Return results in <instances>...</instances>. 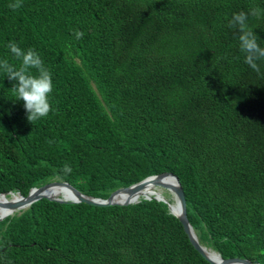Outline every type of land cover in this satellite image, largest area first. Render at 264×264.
<instances>
[{"label":"trees","instance_id":"obj_1","mask_svg":"<svg viewBox=\"0 0 264 264\" xmlns=\"http://www.w3.org/2000/svg\"><path fill=\"white\" fill-rule=\"evenodd\" d=\"M11 2L0 0V60L19 65L11 41L34 48L55 111L29 123L0 71V194L61 181L107 199L173 173L200 243L264 264V61L254 72L228 27L264 0ZM248 22L264 46V15ZM0 264L211 263L167 204L141 198L40 200L0 222Z\"/></svg>","mask_w":264,"mask_h":264},{"label":"clouds","instance_id":"obj_2","mask_svg":"<svg viewBox=\"0 0 264 264\" xmlns=\"http://www.w3.org/2000/svg\"><path fill=\"white\" fill-rule=\"evenodd\" d=\"M22 6V0H13L8 4L13 11L19 10ZM261 15H264V10L253 7L248 12L233 14L228 22V27L238 33L239 49L244 54V62L257 74H261V65L258 62L264 61V46L258 42L260 38L248 21L249 16L259 18ZM74 35L79 40L83 38L84 33L75 31ZM7 48L13 58L20 63L17 66L8 59L0 60V71H3L7 79L13 82L10 91L18 101H23L27 120L33 125L55 111L50 100L54 91L52 72L45 67L41 55L34 48L25 51L16 41L9 42ZM33 69L36 70L35 74L31 71ZM61 171L70 173V165L65 164Z\"/></svg>","mask_w":264,"mask_h":264},{"label":"water","instance_id":"obj_3","mask_svg":"<svg viewBox=\"0 0 264 264\" xmlns=\"http://www.w3.org/2000/svg\"><path fill=\"white\" fill-rule=\"evenodd\" d=\"M167 178H173L175 180V183L174 184L167 183L166 182ZM150 186L153 187L152 189L154 190L153 191L154 195L153 196L143 195L142 198H144L145 200L155 199L157 201L167 204L171 214L177 217L182 223V225L184 226L185 232L188 234L190 241L195 247V249L211 264H258V262H252L247 259H239V258L224 259L219 253L208 249L207 247L203 246L200 243L199 238L188 218L187 201H186L184 189L181 185L179 178L173 173H164V174H160L157 176L148 177L145 180L141 181L140 183H137L130 187L122 188V189H119L113 192L107 199L93 198V197L86 196L83 193H81L79 190H77L75 187H73L71 184L67 182H61V181L51 182L40 188H33L29 192L28 196H23L20 193L0 194V196H8V195H11V197H13V195L20 196L19 203L11 202L7 205L9 206L10 211L4 216H0V222L4 221L9 216H13L15 213L28 209L29 207H31V205L43 199H48L50 201H55V202L62 203V204L85 203V204L98 206V207H109V206H118V205L127 206L131 204H136V203H139L140 200L135 201V202H129V201L120 202L117 200V197L123 194L124 192L133 191L138 188H147ZM51 188L66 189L70 194V198L65 195L47 196L43 194L45 191H48ZM160 188L168 191L173 196L174 201L177 204V211L173 209V205L164 195L155 191V189H160ZM211 251L214 254H217V257H218L217 259L213 258L210 255Z\"/></svg>","mask_w":264,"mask_h":264},{"label":"bare ground","instance_id":"obj_4","mask_svg":"<svg viewBox=\"0 0 264 264\" xmlns=\"http://www.w3.org/2000/svg\"><path fill=\"white\" fill-rule=\"evenodd\" d=\"M166 182L170 183V184H174L175 180L173 178H167ZM152 188L153 187L150 186L147 188H138V189L133 190V191L124 192L123 194H121L120 196L117 197V200L120 202H125V201L135 202V201L140 200L143 195L153 196L154 190ZM155 191L164 195V193H163L164 190L162 188L155 189ZM43 194L47 195V196L65 195V196L70 198L69 192L64 188H51L48 191H45ZM11 202L19 203L20 202V196L19 195H13L12 198H9L8 196H0V216H4L10 211V208L7 205ZM172 205H173V209H175V211H177V204L175 203V201L172 203ZM210 255L215 259L218 258L217 254H214L212 251L210 252Z\"/></svg>","mask_w":264,"mask_h":264},{"label":"rangeland","instance_id":"obj_5","mask_svg":"<svg viewBox=\"0 0 264 264\" xmlns=\"http://www.w3.org/2000/svg\"><path fill=\"white\" fill-rule=\"evenodd\" d=\"M163 193H164V196H165L168 200H173V202H174V198H173V196H172L168 191L164 190ZM8 197H9V198H12L11 195H8Z\"/></svg>","mask_w":264,"mask_h":264}]
</instances>
